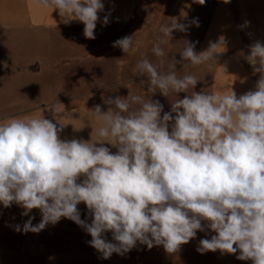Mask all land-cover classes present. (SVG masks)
<instances>
[{
    "label": "clouds",
    "instance_id": "9594fccd",
    "mask_svg": "<svg viewBox=\"0 0 264 264\" xmlns=\"http://www.w3.org/2000/svg\"><path fill=\"white\" fill-rule=\"evenodd\" d=\"M33 4L59 10L65 23L82 22L84 36L95 39L98 12L104 9L101 0ZM103 23H108L107 16ZM193 24L199 26L196 19ZM173 30L186 31V26L173 18L160 29L168 37ZM132 37L113 46L127 53ZM163 42L161 38L152 49L156 57L165 56ZM195 43L186 41L181 57L201 65L215 60L214 50L224 40L200 53ZM246 59L261 73L256 90L239 97L233 90L225 95L192 92L173 102L162 117L158 100L131 94L108 98L104 102L113 108L104 112L96 105L91 110L102 122L92 142L60 139L62 128L43 117L0 123V203L6 208L16 203L25 216L40 210L41 221L33 225L30 218L24 233H39L62 217L74 221L91 235L90 245L104 259L124 255L137 242L177 252L207 221L216 235L201 239L198 252L239 250L237 259L264 264V44L251 45ZM177 62L164 72L144 58L134 72L148 77L151 93L159 90L168 97L170 92H188L198 82L191 74L178 76ZM104 142L118 151L112 153ZM81 202L92 214L91 224L80 218ZM108 231L116 243L104 238Z\"/></svg>",
    "mask_w": 264,
    "mask_h": 264
},
{
    "label": "crops",
    "instance_id": "0c3cea01",
    "mask_svg": "<svg viewBox=\"0 0 264 264\" xmlns=\"http://www.w3.org/2000/svg\"><path fill=\"white\" fill-rule=\"evenodd\" d=\"M143 0H101L104 9L98 12L96 27H117L127 25L135 16L137 9ZM172 7H197L205 9V17L198 21L205 26H199V42L196 53L207 50L211 43H217L221 39L223 44L215 48V60H210L199 66L205 80L208 83V93L219 95L230 94L233 90L237 97L248 91L256 90L261 73L255 72L253 66L246 57L250 54V46L259 41L264 44V0H205L201 5L196 0H171ZM211 9V10H210ZM108 17V23H103L104 18ZM84 24L73 19L69 23L64 22L59 14V10L51 8H38L34 6L33 0H0V46L3 41H13L18 37L14 30L24 29H57V28H78ZM35 35V32H29ZM24 36V33H21ZM108 54V52H107ZM87 56V54L85 55ZM83 56V57H85ZM104 54L91 55L89 59H102ZM73 57L66 59L63 56L39 55L35 58H28L22 52L14 53L7 57L0 49V123L8 122L9 118L23 120L46 118L62 128L59 138L62 140L78 139L92 142L96 139V130L101 127L102 122L95 119L91 110L96 105H100L102 111L107 112L114 105L106 104L108 98L102 95V90H113L116 85L109 84L105 87H94L89 92L73 95L75 104L69 107H52L59 103L60 96L57 92V84L46 87L40 79L47 73L57 76L61 70L59 67L64 63L74 60ZM82 59V58H79ZM90 60V61H91ZM101 61V60H100ZM124 66V63H123ZM258 66V65H257ZM176 72H177V68ZM169 70V69H168ZM161 70V71H168ZM34 87L40 95L38 99L29 100L27 95L33 87H26V84ZM144 86V85H143ZM26 88V92H24ZM23 89V90H22ZM22 90V92H20ZM49 94L50 98L44 96ZM175 93V92H174ZM13 95L10 96L9 95ZM145 99H151L149 90H142L141 95ZM7 98V99H5ZM59 99V100H58ZM63 99V98H61ZM176 101V94L169 93L167 97L166 109L161 113V117L166 112H171V105ZM173 117L175 113H172ZM171 123L169 130H171ZM97 146H100L97 144ZM103 146L108 147L112 153L118 149L107 142ZM84 177H80L77 182H82ZM7 209L12 218L21 226L30 218L32 224H38L42 219L39 209H32L27 216L22 215L24 209L12 203ZM81 220L86 224H91L92 214L86 204L81 202L77 205ZM203 231H197L192 238L197 245L201 239H211L216 233L207 227L208 222L202 221ZM86 230L83 226L74 221L62 217L55 225L48 224L43 230L44 234L50 233L55 236L75 234ZM235 247V245H234ZM148 255L152 256L153 264H177L178 251L168 253L163 245H154L152 248L146 247ZM211 257L210 262L214 264H253L252 260H239L235 254L222 253L220 250L215 252L208 251Z\"/></svg>",
    "mask_w": 264,
    "mask_h": 264
},
{
    "label": "rangeland",
    "instance_id": "374dc122",
    "mask_svg": "<svg viewBox=\"0 0 264 264\" xmlns=\"http://www.w3.org/2000/svg\"><path fill=\"white\" fill-rule=\"evenodd\" d=\"M171 4H173L171 0H143L129 24L96 27L95 39L84 36V27L14 30L18 37L13 41H3L0 49L7 57L19 52L26 54L28 58L42 54L51 57L63 56L66 59L70 56L75 57L73 61L59 67L61 72L57 76L47 73L40 79L49 90L52 85L57 84L56 90L63 101L51 105L52 107L73 106L75 101L69 97L109 84H115L116 87L112 91L103 89L101 92L105 97L126 98L129 94L141 95L142 90H149L148 77L135 74L134 69L137 62L144 58L157 65L159 70H168L174 61H178L175 63L178 76L191 74L198 79L195 88H189L188 92H172L173 100L175 94L177 100L190 96L192 92L208 93V83L203 82L205 77L199 66L191 65L181 57L186 41L196 42L194 49L196 52L200 35L198 27L205 25L200 23L197 27L193 20L204 19L205 9L172 7ZM173 18L185 25L186 31L173 30L170 37L164 36L160 29L170 24ZM29 32H35V35ZM21 33H24V36ZM125 36H133V45L127 53L120 47L113 46L115 41ZM161 38L164 42L160 47L165 52L162 58L156 57L152 51ZM92 54L104 56L102 59L91 60L89 57ZM25 86L33 87L30 82ZM24 90L26 92V88ZM28 92L29 100L33 101L40 97L34 87ZM8 95L9 98L13 96ZM44 96L50 98L48 93ZM149 97L163 105V113L167 97L159 90L155 93L150 92ZM17 225L20 224L12 218L10 212L0 206V264H153L151 261L153 258L146 250L147 245L139 242L124 255L113 253L110 258L104 259L102 253L90 245L92 237L86 230L55 236L50 233L44 234L42 231L24 233L21 225V231L18 232L15 230ZM104 238L108 242L116 243L111 231L104 233ZM198 247L199 245L192 239L181 245L177 264H214L210 262L209 252L201 254L197 251Z\"/></svg>",
    "mask_w": 264,
    "mask_h": 264
}]
</instances>
